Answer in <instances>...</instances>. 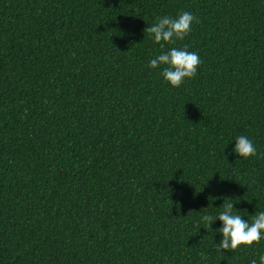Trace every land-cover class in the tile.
<instances>
[{
	"label": "trees",
	"instance_id": "obj_1",
	"mask_svg": "<svg viewBox=\"0 0 264 264\" xmlns=\"http://www.w3.org/2000/svg\"><path fill=\"white\" fill-rule=\"evenodd\" d=\"M173 47L201 60L178 88L149 67ZM224 198L264 211V0H0V264H249L264 239L202 220Z\"/></svg>",
	"mask_w": 264,
	"mask_h": 264
},
{
	"label": "clouds",
	"instance_id": "obj_2",
	"mask_svg": "<svg viewBox=\"0 0 264 264\" xmlns=\"http://www.w3.org/2000/svg\"><path fill=\"white\" fill-rule=\"evenodd\" d=\"M194 20L199 22L192 13L183 11L175 18L159 17L157 22L148 26L144 31L151 35L155 43L163 47L161 42L174 43L175 40H183L191 32ZM160 65H165L161 73L164 79L172 87L178 88L185 78L192 79L196 76L201 60L197 53L188 51L187 47L183 49L173 47L152 59L149 67L157 68ZM233 151L245 159L257 155L254 144L246 135L236 138ZM233 204L224 198L222 212L216 216L204 215L202 217V220L209 226L217 218L222 222L223 226L216 231L222 234L223 239L219 244L215 243L216 248L221 251L232 252L240 246L251 247L254 243L258 244L264 239V211L254 214L251 222H245L241 215L233 213L235 209ZM249 264H264V254L259 255L258 259H251Z\"/></svg>",
	"mask_w": 264,
	"mask_h": 264
}]
</instances>
